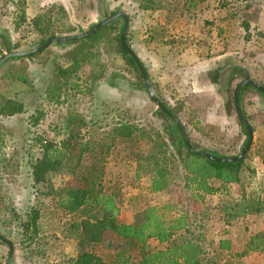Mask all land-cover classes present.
Segmentation results:
<instances>
[{
	"label": "rangeland",
	"instance_id": "obj_1",
	"mask_svg": "<svg viewBox=\"0 0 264 264\" xmlns=\"http://www.w3.org/2000/svg\"><path fill=\"white\" fill-rule=\"evenodd\" d=\"M158 3L168 15L160 25L164 28L161 36L153 39L147 26L150 13H142L136 6L128 9L130 3L126 0H0V36L6 35L7 39L0 37V58L10 52L36 49L51 33L56 37L88 31L103 19L100 4L107 17L124 12L129 16L126 38L130 49L148 71L155 96L179 119L190 143L221 157L239 155L246 134L237 122L232 98L242 78L236 74L222 87L217 70L206 74V65L205 70L185 65L182 50L188 42L176 32L182 25L183 1L158 0ZM39 14L47 20L41 30H34L30 22ZM20 15L27 16V21ZM123 24V20L117 19L93 40L54 44L29 59L7 60L0 65V101L12 99L24 108L21 115L0 120L9 149L6 160L0 163V235L14 246L11 263L49 264L47 261L59 250L70 255L73 242L79 251L77 241L71 242L73 235L65 232L72 217L59 207L57 197L39 193L45 184L35 186L32 180V166L41 159L42 147L52 142L57 147L64 145L68 158L62 170L48 175L50 185L60 191L75 188L81 186L87 174L102 168L103 192L115 197L120 213L127 218L150 207V180L146 171L153 169L150 163L157 159L169 175V202H179L189 215L198 214L191 217L202 229L199 240L207 257L217 256L218 264H247V256H235L243 252L240 249L218 254L212 250L219 238L225 239L227 234L230 238L231 232L238 245L248 242L257 232L264 234L262 215H248L226 225L221 211L226 203L240 200L243 194L247 197L253 194L250 172L241 185H230L213 200L208 198L202 205L191 201V195L183 188L182 164L168 132L171 123L150 100L139 73L119 50L118 37ZM18 25L20 29L14 32V26ZM233 28L236 33L238 27ZM252 31L251 42L235 45V59L240 57L238 52L255 56L264 50V34ZM248 65L240 59L223 68L240 72L248 67L257 80L264 82V66ZM18 77L25 81L17 82ZM245 91L247 95H259L251 88ZM247 95L246 99H250ZM247 118L249 123L251 119ZM117 125L130 127V138L122 143L114 141L109 150H101L98 142H107ZM84 146L87 150L80 158ZM251 147L252 143L243 162L252 155ZM162 157L168 160L164 162ZM137 172L141 173L140 178H136ZM34 207L40 211L45 234L39 233L35 242H26L24 228ZM27 233L30 235V231ZM105 237L106 241L97 245L95 253L105 264H111L124 242L110 235ZM156 245L150 242V247ZM129 253L131 258L136 257V251ZM7 257L8 248L0 242V264H5ZM259 258L251 262L264 263V258Z\"/></svg>",
	"mask_w": 264,
	"mask_h": 264
},
{
	"label": "trees",
	"instance_id": "obj_2",
	"mask_svg": "<svg viewBox=\"0 0 264 264\" xmlns=\"http://www.w3.org/2000/svg\"><path fill=\"white\" fill-rule=\"evenodd\" d=\"M128 1L138 4V8H142L143 10H150L159 5L158 0ZM191 3L192 5L195 4L193 0H191ZM20 16L27 21V16ZM46 20L45 15L39 14L35 16L30 24L34 30H41ZM114 21L115 20L112 22ZM112 22L82 40H93L107 29ZM244 22L245 21H243V23ZM123 27L124 24L119 31L118 39H120ZM19 29V25L14 26V32H17ZM244 30H247L246 25H244ZM53 36L54 34L51 33L49 39ZM0 37L6 39V35H1ZM76 42L78 41L66 44ZM126 43L130 48L127 38ZM118 47L127 63L135 68L141 78L140 71L137 69L138 67L134 60L122 49L119 40ZM31 57L32 56L17 57L9 60L29 59ZM24 81L25 78H17V82L21 84ZM142 83L145 87L143 80ZM249 88L255 90L251 86H244L241 88L239 103L241 100V91H245ZM256 92L264 98V94L258 91ZM167 109L173 113L169 108ZM23 112V105L18 101L17 103L12 99H2L0 101V115L5 118L19 115ZM159 112L171 123L168 132L173 139L172 147L175 149V155L182 164L184 172L183 188L191 195V201L194 204L202 205L207 197L215 195L218 192H225L230 185H241L240 176L244 166L243 160L236 163H219L190 153L183 144L181 136L177 131L178 129L173 121L160 110ZM237 122L242 127L241 129L244 130L243 125L238 119ZM184 131L186 132L185 128ZM186 134L189 137L187 132ZM245 134L247 137L246 131ZM130 135V127L127 125H117L112 129L111 133H109L107 142L100 141L97 145L101 150H103V148L109 150L114 141L119 140L120 143H122L125 139H129ZM6 136L7 133H4L0 128V163L6 160L8 152V138H6ZM108 142H110V144H108ZM245 144L246 139L243 146H245ZM192 147L197 151L210 154L214 157L227 158L206 150H199L193 145ZM42 150L41 159L32 166L33 184L35 186L41 185V183L45 184V187H41V191H39V188L37 189L39 193L45 196L54 195L57 197V204L59 207L72 217L68 229L65 232L73 235L72 240L77 241L79 250L76 258L63 261L59 264H105L102 258L95 253L97 245L106 241L105 235H110L111 238L113 237L116 241L124 242V247L117 249L118 252L115 258L112 259V264H218L217 256L207 257L206 251L201 246L199 237L201 236L200 231L202 229L194 224L193 219L195 218L191 217L198 216V214L191 213V215H189L185 210L180 208L179 202L176 204L169 202L161 206H150L139 215L131 214L128 218L129 222L122 223L118 220V216L121 213L115 197H113L112 194L103 192L101 182L103 176L102 168L87 174L81 186L66 188L60 191L55 189L54 186H51L47 178L50 173L58 172L63 169V164L68 158L64 145L57 147L54 143L48 142L42 147ZM86 150L87 147L85 146L84 149H80L79 156ZM80 158H82V156ZM150 158H153V154H150ZM161 160L165 162L168 158L164 159L162 157ZM152 161L150 166H153V169L146 171V174H148L150 180V185L148 187L149 192L155 194L168 189L171 183L169 182L167 171L165 168L161 167L162 164L159 163L157 159ZM140 175L141 173L137 172L136 178H140ZM216 183H218L217 187L215 186ZM231 202L232 201L226 203L221 209L226 225H231L234 221L248 215H260L264 213V202L259 198L247 197L243 194L240 200ZM40 216L39 209L36 207L31 209L26 227L24 228L26 232V242H35V240H37L39 234L38 221ZM27 231H30V235H27ZM195 231H197V238L193 236ZM150 242H156L157 245L150 247ZM230 247V241L228 239H220L217 242V246L214 247L212 251L215 254L222 251L229 252L231 250ZM134 251L137 252L136 257L131 258L132 255L129 252ZM248 253H264V234L262 232H257L250 236L246 250L235 256L245 257Z\"/></svg>",
	"mask_w": 264,
	"mask_h": 264
},
{
	"label": "crops",
	"instance_id": "obj_3",
	"mask_svg": "<svg viewBox=\"0 0 264 264\" xmlns=\"http://www.w3.org/2000/svg\"><path fill=\"white\" fill-rule=\"evenodd\" d=\"M180 1H183L181 6L183 7L184 13L183 18H181L182 25L179 26V29H176V32L188 42V47L186 46V48L182 50V58L185 61V65L198 68H203V66L206 65L205 67L207 68L205 73L208 74L212 72V70H217L216 73L218 78H220L221 73L224 71L223 66L228 62L243 59L247 66H249L248 64L252 66L258 64H260L261 67L264 66V50L255 56L238 52L240 57L235 59L234 55V47L236 44L243 43L244 45V43H249L254 39L252 30H254V32L260 31L264 34V0H193L195 3L193 5L191 0ZM128 2L130 3L129 7L126 6L128 9H133L134 6L138 8V4L131 1ZM138 10L142 13H150V25H147L150 26V38L155 39L161 36V29L163 30L164 28L160 25L164 24L163 17H167L166 15H168V12H163V8L159 6L150 10H143L142 8H138ZM130 20L132 21L131 17ZM243 21L245 22L243 23ZM233 25H236V28L238 27L236 33L233 31ZM244 25L247 26L246 31L244 30ZM235 35L237 36L235 37ZM208 51H210V53H208ZM258 51L257 49V53ZM233 64L237 65L236 63ZM238 66L241 68L243 67L241 64ZM204 68L202 70H205ZM245 69L248 71L249 77L252 80L264 86V82L257 80L248 67ZM245 92L246 91H241L240 108L244 116L251 119L249 123L251 125L253 137L252 147L250 149L252 155L249 156V160L247 158L246 161H244L240 176L241 183L246 181L245 178H248L246 177L247 172H250L252 176L250 185L253 191L250 197L259 198L264 202V98L249 93L247 95ZM246 95L250 96V99H246ZM17 116L18 115L5 118L0 115V120L3 122L6 119H13ZM7 150L9 152V149ZM246 162H249L250 165H247ZM215 186L217 187L218 183H216ZM168 189L155 194L150 192V206H161L169 203V197L167 195ZM220 194L221 193L218 192L215 195L209 196L206 198V201L209 200L208 198H212L213 200V198ZM260 215L263 216L262 219L264 220V213ZM118 220L122 223L129 222L125 213L120 214ZM38 232L40 234L41 232L45 234L41 229V218L38 221ZM225 234H227V232H225ZM228 235L229 234L226 235L227 238L225 239L230 241V249L235 251L239 249L242 251L246 250L247 242L244 241L242 245H238L239 241H235L236 238L234 233L231 232L230 238H228ZM220 239L223 238H219L218 241ZM73 241L75 240L71 242ZM73 243L75 244L73 247L74 250L72 249L70 255L67 256V252L65 253L59 250L47 262L49 264H59L63 261L76 258L78 252L76 243ZM239 246L241 247L238 248ZM258 256L264 258V253H248L246 260L249 261H247V264H255L252 263L251 260L259 258ZM113 258H115V256Z\"/></svg>",
	"mask_w": 264,
	"mask_h": 264
},
{
	"label": "water",
	"instance_id": "obj_4",
	"mask_svg": "<svg viewBox=\"0 0 264 264\" xmlns=\"http://www.w3.org/2000/svg\"><path fill=\"white\" fill-rule=\"evenodd\" d=\"M103 8L104 7L100 4L99 9H100V15L103 17L102 21H100L98 24H96L90 30H88L82 34H79V35L52 37L50 39H47L44 44H42L41 46H39L36 49H33L31 51L10 52V53L5 54L3 57L0 58V65L2 63H4L5 61L12 59V58L27 57V56H32L34 54L40 53V52L44 51L45 49H47L48 47H50L54 44L60 46V45H64V44L69 43V42L79 41V40L85 39L88 36L94 34L100 28H102L105 25H107L108 23L112 22L113 20L122 19L123 23H124V27H123L122 32L120 34V39H119L120 45H121L122 49L124 51H126L132 57L136 66L138 67L137 69L140 71L141 78L145 84L146 93L149 96L150 100L156 105V107L165 116H167L169 119H171L173 121V123L176 125V127L178 129L177 131L179 132L181 139H182V142L185 145L186 149L190 153H192L196 156H200V157H203V158L215 161V162H219V163H236V162L243 160L246 153L248 152V150L251 146L253 133H252V129L250 128L249 123L246 122V119L243 116L241 108H240V103H239L240 90L244 86H251L256 91L264 94V86H262L259 83L251 80L249 77L248 71H246L245 69L239 73V76L242 78V81L237 84V86L235 87V89L233 91V98H232L233 108H234V111H235V114H236L238 121L243 125V127H244L243 129L247 133L246 144H245L244 148L242 149V151L239 155L234 156V157L218 158V157H214L210 154H207V153H204L201 151H197L196 149H194L192 147V145L188 139V136H187L186 132L184 131V128H183L182 124L180 123L179 119L173 113H171L167 109V107L159 99H157V97L155 96L154 91H153L152 86H151V83H150V80H149V77H148V71L142 65V63L140 62L138 57L134 54V52L128 47V45L126 43V34L128 31V28H129V16L124 12H118V13L112 14V15L107 17V16H105ZM232 74H233V70L228 69L222 75L221 80H220L222 87H225L228 79L231 77ZM0 242L3 243L4 245H6L8 248V257H7L5 264H12L11 262L13 261V256H14L13 244L10 241L3 238L1 235H0Z\"/></svg>",
	"mask_w": 264,
	"mask_h": 264
},
{
	"label": "flooded vegetation",
	"instance_id": "obj_5",
	"mask_svg": "<svg viewBox=\"0 0 264 264\" xmlns=\"http://www.w3.org/2000/svg\"><path fill=\"white\" fill-rule=\"evenodd\" d=\"M229 69H232V70H233V74L231 75L230 78L234 77V75L239 74V73L241 72V71H240V72H239V71L237 72V71H235L233 68H229ZM227 70H228V69H226V70L224 71V73H225ZM224 73H222V75H223ZM222 75H220V78H219V79H221ZM230 78H229V79H230ZM229 79H228V80H229Z\"/></svg>",
	"mask_w": 264,
	"mask_h": 264
}]
</instances>
